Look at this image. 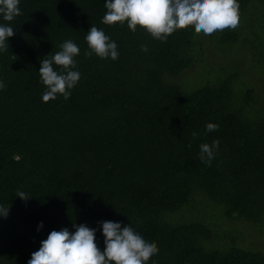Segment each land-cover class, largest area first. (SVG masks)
<instances>
[{"label":"trees","instance_id":"trees-1","mask_svg":"<svg viewBox=\"0 0 264 264\" xmlns=\"http://www.w3.org/2000/svg\"><path fill=\"white\" fill-rule=\"evenodd\" d=\"M238 3L236 28L206 35L189 23L166 41L102 23L105 0H21V15L0 17L15 33L0 52V204L10 208L0 217V264H28L52 230L74 224L98 229L103 250L105 220L157 242L146 264H264V250L233 235L235 222L264 226V107L253 106L263 79L238 67L248 56L264 75V0ZM91 25L117 42L118 59L85 54ZM68 39L80 48L81 79L68 100L44 102L40 61ZM205 44L209 55L228 53V66L186 87L177 78ZM208 122L218 130L206 133ZM217 138L209 166L200 144ZM186 210L190 219L175 222ZM226 236L231 243L217 245Z\"/></svg>","mask_w":264,"mask_h":264},{"label":"clouds","instance_id":"clouds-1","mask_svg":"<svg viewBox=\"0 0 264 264\" xmlns=\"http://www.w3.org/2000/svg\"><path fill=\"white\" fill-rule=\"evenodd\" d=\"M21 0H0V17L4 21H12L21 15ZM105 15L102 23L115 24L127 22L129 29L135 32L138 26L146 30L153 38L166 41L175 29L189 23L204 34H212L217 30L236 28L239 23L238 0H105ZM10 24L0 23V52L7 50L9 37L14 35ZM85 40L88 49L85 54H93L102 59L119 58L118 44L103 29L91 25ZM60 50L51 52L41 59L40 79L46 86L42 100L48 102L62 95L68 100L72 89L81 79L76 68V56L80 48L73 40L68 39L59 45ZM147 52V45L141 46ZM56 66H59V70ZM6 87L0 79V90ZM219 125L208 122L205 132L218 130ZM193 137L199 135L192 132ZM191 147V144H189ZM220 141L214 139L211 144L201 143L199 158L211 165L219 150ZM16 195L25 200L28 194L17 190ZM10 208L0 204V217H7ZM104 236V249L97 244L98 229L87 224H74L75 231L64 227L52 230L41 246L31 254L28 264H146L153 255L159 252L157 242L146 237L144 232L132 223L122 221H101ZM43 221L38 231L43 228ZM154 264V262H153Z\"/></svg>","mask_w":264,"mask_h":264},{"label":"rangeland","instance_id":"rangeland-1","mask_svg":"<svg viewBox=\"0 0 264 264\" xmlns=\"http://www.w3.org/2000/svg\"><path fill=\"white\" fill-rule=\"evenodd\" d=\"M210 45L205 44L201 47V51L199 58L196 57L195 62L188 69L187 73L183 74L181 77L177 78L178 82L182 85L184 84L186 87H191V84H200L206 80L207 75H211V70L209 67H214L217 70L224 69L225 66H228L229 59H226L224 55H229L226 52H223L219 47H211V52L209 55ZM232 60V59H231ZM238 66V61L235 62V67ZM239 74L243 76L256 80L263 79L261 81V86L255 91V97L253 101V106L255 107V111L257 113L258 109L256 106L264 107V75L260 73L256 68H251V60L250 57H244L239 61ZM261 74V76L259 74ZM196 210V209H193ZM193 211L186 210L179 212L173 215V219L175 222H185L190 219V215ZM204 213H200V216H204ZM234 226L239 234L233 233L234 237L238 239V242L245 246H253L255 248H259L264 250V226L261 225H249L243 222H235ZM224 243H217L219 246H225L228 243H231L230 238L227 236L224 238Z\"/></svg>","mask_w":264,"mask_h":264}]
</instances>
